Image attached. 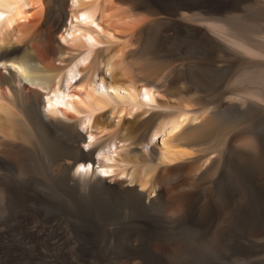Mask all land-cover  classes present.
Masks as SVG:
<instances>
[{
	"label": "bare ground",
	"instance_id": "6f19581e",
	"mask_svg": "<svg viewBox=\"0 0 264 264\" xmlns=\"http://www.w3.org/2000/svg\"><path fill=\"white\" fill-rule=\"evenodd\" d=\"M156 14L134 0H0V157L12 149L3 139L15 136V205L30 201L44 215L68 206L84 240L118 210L142 220L113 230L150 235L165 177L210 167L211 156L193 162L215 118L167 94L159 31L144 35ZM235 143L244 158L256 155L253 133ZM52 162L64 183L39 177Z\"/></svg>",
	"mask_w": 264,
	"mask_h": 264
},
{
	"label": "rangeland",
	"instance_id": "374dc122",
	"mask_svg": "<svg viewBox=\"0 0 264 264\" xmlns=\"http://www.w3.org/2000/svg\"><path fill=\"white\" fill-rule=\"evenodd\" d=\"M134 1L157 13L144 35L159 31L167 94L215 118L193 162L211 156L210 167L183 171L180 184L177 173L165 177L171 187L162 183L165 192L150 204L153 234L113 230L142 220L118 210L84 240L68 206L44 215L30 201L15 205V136L7 135L13 153L0 157V264H264V0ZM244 132L257 140L251 159L235 143ZM57 168L52 162L39 177L64 183ZM199 223L207 227L202 235L185 231ZM59 239L63 244H53Z\"/></svg>",
	"mask_w": 264,
	"mask_h": 264
}]
</instances>
